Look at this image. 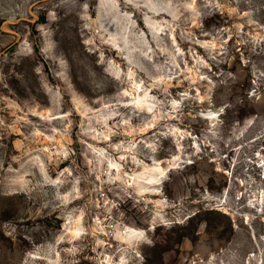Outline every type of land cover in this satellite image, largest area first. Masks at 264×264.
Wrapping results in <instances>:
<instances>
[{"label": "rangeland", "instance_id": "1", "mask_svg": "<svg viewBox=\"0 0 264 264\" xmlns=\"http://www.w3.org/2000/svg\"><path fill=\"white\" fill-rule=\"evenodd\" d=\"M0 264H264V0H0Z\"/></svg>", "mask_w": 264, "mask_h": 264}, {"label": "bare ground", "instance_id": "2", "mask_svg": "<svg viewBox=\"0 0 264 264\" xmlns=\"http://www.w3.org/2000/svg\"><path fill=\"white\" fill-rule=\"evenodd\" d=\"M156 5V4H155ZM153 3H149L146 2L145 4V8L148 10L149 13H153L155 15H162L163 12L162 10L157 9V5L155 6ZM192 7H195V2L193 1L191 3ZM164 14V13H163ZM136 86V91H140L141 89V84H139L137 81L133 82ZM153 88H156V84H152ZM128 90L125 89L124 93H127ZM134 94V93H132ZM126 104V103H124ZM123 104V105H124ZM134 108H136L137 110L140 111H154L156 112V110H153L152 105L150 104V102L148 101V99L146 98V93L144 96H142L141 92H139L137 95L134 94L132 103ZM129 105V104H128ZM176 107V106H175ZM44 114V113H43ZM157 122V118L155 117L153 124ZM148 126H144L141 130L143 133H147L148 132ZM177 156H173L172 158L167 159V162L170 163L173 161V163L176 161ZM114 168L117 169L118 171V178L123 179L125 181V184H129L130 185V181L132 180L131 178L128 179H124L123 178V170L121 169L120 163L118 162V164H114ZM143 170L140 174L136 175V179H134V182H136L139 185V193L140 194H145L148 191V187H150L151 185H156V184H160L162 182V176L165 173V167H163L161 165V160H155L153 164L151 165H147L143 162L142 164ZM123 172V173H122ZM129 181V183H128ZM150 184V185H149ZM158 203L156 204V206L162 205L161 201H157ZM92 229H96V226L93 225ZM68 231L71 234V237H79L84 233V225H83V221H82V213L78 215L77 218H71L69 221V227H68ZM143 232L141 231H137L134 229H130V231L128 232V234L126 235V237L124 238V243L129 244V246H133L132 242L135 238H139L140 236H142ZM36 257V256H35ZM38 258H41L40 256H38Z\"/></svg>", "mask_w": 264, "mask_h": 264}]
</instances>
